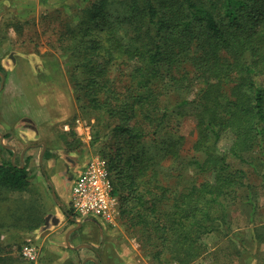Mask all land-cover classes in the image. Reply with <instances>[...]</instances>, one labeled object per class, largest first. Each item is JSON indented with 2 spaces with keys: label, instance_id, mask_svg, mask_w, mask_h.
<instances>
[{
  "label": "rangeland",
  "instance_id": "obj_1",
  "mask_svg": "<svg viewBox=\"0 0 264 264\" xmlns=\"http://www.w3.org/2000/svg\"><path fill=\"white\" fill-rule=\"evenodd\" d=\"M102 1L0 0V147L12 151L0 150V161H27L30 170L26 190L1 195V255L9 264H264V142L255 141L242 158L227 152L228 139L219 142L216 151L225 154L228 170L245 172L243 184L223 199L225 208H216L211 230L189 231L192 245L178 242V231L162 233L151 226L155 217L172 222L174 197L213 173L194 165L204 155L195 149L192 106L172 107L179 93L167 67H161L157 79L166 88L151 109L157 118L167 114L161 124L156 117L147 120L148 113L138 108L111 115L91 106L85 86L94 72L85 65L104 67L105 77L115 80L116 106L128 94L134 64L125 53L105 59L108 22L118 2L127 0H105L102 15L87 22L85 9ZM85 25L88 39L83 42L79 36ZM91 38L98 40V49L87 53ZM192 84L191 93L199 86L194 78ZM120 126L142 135L129 138ZM43 146L53 156L40 155ZM27 153L31 159L25 160ZM116 155L126 185H139L134 199L125 200L126 187L116 185L119 208L112 220L76 219L67 212L70 181L91 158H102L111 168ZM139 200L142 205L136 206ZM131 203L136 209L129 213ZM151 205L155 217L145 211ZM26 238L39 250L35 261L20 255ZM188 250L195 255L184 263Z\"/></svg>",
  "mask_w": 264,
  "mask_h": 264
},
{
  "label": "trees",
  "instance_id": "obj_2",
  "mask_svg": "<svg viewBox=\"0 0 264 264\" xmlns=\"http://www.w3.org/2000/svg\"><path fill=\"white\" fill-rule=\"evenodd\" d=\"M105 2H92L90 8L85 9L89 14L87 22L102 15ZM108 23L105 59L110 61L125 53L127 60L134 64L128 74V94L116 106H112L118 95L115 80L105 77L104 67L84 66L90 74L94 72L85 86L90 91L92 107L111 115L126 113L127 108H138L141 114L148 113L151 119L147 117V120L153 121L156 116L151 109L158 107L159 90L166 88L163 79L157 81L164 66L169 70L171 86L179 93L172 107L192 106L190 115L197 131L195 149L204 155L203 160L195 159L194 165L199 170L212 172L213 176L174 197L172 222H160V218L154 216V205L145 206V211L155 217L151 220L155 230L178 231V242L192 245L189 231L193 228H202L204 232L211 230L209 221L216 219L212 216L216 208H225L223 199L243 184L241 179L245 172L228 170L225 154L216 151L219 142L228 139L227 152L239 158L254 143L264 142V0L119 1L112 13V22ZM87 27L85 25L79 36L83 42L88 39ZM97 41L95 38L89 40L87 53L98 49ZM89 59L88 56L83 58ZM183 62L189 68L185 65L178 69ZM175 67L178 70H174ZM193 78L199 86L196 89L194 86L195 91L191 93ZM166 116L162 113L156 117L157 125ZM119 130L129 138L142 135L123 126ZM0 150L12 154L3 146ZM117 157L113 156L111 168L108 167L114 175L112 193L115 195L116 185H121L127 191L124 199L133 200L132 194L138 192L135 188L139 185H126ZM29 174L27 161L21 166L3 158L0 161V198L4 192L26 190ZM135 205H142V201ZM135 205L129 204L127 212L132 213ZM67 212L72 213L71 210ZM194 255L188 250L183 262ZM7 257L1 255L0 249V264H9L5 261Z\"/></svg>",
  "mask_w": 264,
  "mask_h": 264
},
{
  "label": "built area",
  "instance_id": "obj_3",
  "mask_svg": "<svg viewBox=\"0 0 264 264\" xmlns=\"http://www.w3.org/2000/svg\"><path fill=\"white\" fill-rule=\"evenodd\" d=\"M114 175L106 162L99 157L91 158L70 181L68 203L76 219L92 218L97 222L112 220L119 208V201L113 192ZM24 260L35 261L39 250L30 238L20 247Z\"/></svg>",
  "mask_w": 264,
  "mask_h": 264
},
{
  "label": "crops",
  "instance_id": "obj_4",
  "mask_svg": "<svg viewBox=\"0 0 264 264\" xmlns=\"http://www.w3.org/2000/svg\"><path fill=\"white\" fill-rule=\"evenodd\" d=\"M44 150H45V147L43 146L40 155H45V156L47 157V155H49L50 152H49V151L44 152ZM24 155H25V153H24ZM27 155H28V153L26 154V156H25L24 159H26V158H27V160H28V159H31V157H30V156H27ZM23 157H24V156H23ZM29 157H30V158H29ZM82 168H83V167H82ZM82 168H81V169H82ZM81 169H80V170H81ZM80 170H79V171H80ZM50 184H51V183H50ZM50 187L53 189V185H52V184L50 185ZM57 187H58V186H57ZM71 231H72V230H71ZM70 234H71V232H69V234H67V236L65 237L66 241L68 240L69 237H71Z\"/></svg>",
  "mask_w": 264,
  "mask_h": 264
},
{
  "label": "water",
  "instance_id": "obj_5",
  "mask_svg": "<svg viewBox=\"0 0 264 264\" xmlns=\"http://www.w3.org/2000/svg\"><path fill=\"white\" fill-rule=\"evenodd\" d=\"M1 80H3V77H1ZM2 86V84L0 85V87ZM0 138L2 139L3 138V134H0ZM24 156V150L21 152L20 154V159L22 160ZM22 166V165H21ZM53 190V189H52ZM73 222H76L77 225H79L78 221L74 220L73 218H70Z\"/></svg>",
  "mask_w": 264,
  "mask_h": 264
}]
</instances>
